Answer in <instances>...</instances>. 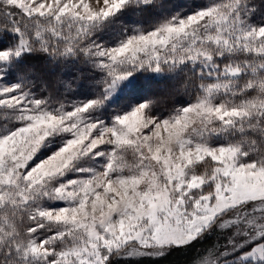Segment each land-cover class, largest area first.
Instances as JSON below:
<instances>
[{
    "label": "snow or ice",
    "instance_id": "6c2138e0",
    "mask_svg": "<svg viewBox=\"0 0 264 264\" xmlns=\"http://www.w3.org/2000/svg\"><path fill=\"white\" fill-rule=\"evenodd\" d=\"M159 3L0 0V37L12 34L0 47V120L17 122L0 135V264H123L198 243L188 264H264V19H253L264 4L207 0L114 45L95 36L123 10ZM24 53L80 65L70 79L57 76L68 89L91 67L96 95L52 108L51 92H32L49 86L42 68L15 65ZM180 69L168 95L108 123L93 118L135 73ZM169 104L167 115L154 112ZM61 134L71 138L34 162ZM85 157L106 159L60 179Z\"/></svg>",
    "mask_w": 264,
    "mask_h": 264
},
{
    "label": "trees",
    "instance_id": "16d2710c",
    "mask_svg": "<svg viewBox=\"0 0 264 264\" xmlns=\"http://www.w3.org/2000/svg\"><path fill=\"white\" fill-rule=\"evenodd\" d=\"M207 0H160L159 5L153 4L145 6L148 10L143 11L138 8L126 9L122 13L117 14L115 18L106 22L105 25L98 31L95 36L104 40L109 45L116 44L124 36L131 34L134 29L143 28L145 31L151 30L152 26L164 17H170L176 13L181 15L190 14L192 11L206 4ZM254 2L264 4V0H254ZM253 19L261 21L264 19V8L258 9ZM12 34L0 37V47H4L8 43V39ZM15 65L18 67H31L33 65L40 66L44 77L49 81V86L44 89L42 85H36L32 88V92L38 97H47L51 92V99L53 103L50 105L52 108L58 106L56 101H62L68 110L74 106V102L82 101L92 98L98 91V86L92 83L93 80L99 78V73L91 67L83 68L82 70L89 73L87 80H82L79 85L68 89L65 85L55 83L57 76L64 79H70L67 75L69 72H75L81 66L71 61L52 63L50 58L44 53H24V55L15 60ZM184 79L183 69L177 70L175 73H154V72H137L132 77H129L120 88L116 96L108 100L106 104L96 112L92 113L94 119H102L106 123L111 122L114 114L120 113L130 108L133 104H138L151 96H164L168 95L171 89L176 85L177 81ZM19 82V74H14L7 79V83ZM189 102V98L185 95H176L175 103L183 104ZM171 104L165 105L162 108L154 109V112H160L162 115H167L168 108ZM4 109L0 107V112ZM11 111V110H9ZM17 122L6 118L0 120V135L16 126ZM70 134H61L53 136L45 142L42 149L36 155L35 161L49 156L56 149L61 147L66 139H69ZM220 140H213V143H220ZM110 148V146H105ZM89 158V157H88ZM87 158V159H88ZM87 159H81L80 169L84 164H88ZM34 161V162H35ZM92 165L100 166L105 162L104 157L89 159ZM85 172L79 171L78 173L67 172L63 179H70L73 177L83 176ZM47 205V203H46ZM201 246L199 243L190 250L175 249L167 256L161 257L158 260L150 258L131 259L124 261L123 264H188V260L195 247ZM229 264H237V262L229 260ZM249 264V262H245Z\"/></svg>",
    "mask_w": 264,
    "mask_h": 264
},
{
    "label": "rangeland",
    "instance_id": "374dc122",
    "mask_svg": "<svg viewBox=\"0 0 264 264\" xmlns=\"http://www.w3.org/2000/svg\"><path fill=\"white\" fill-rule=\"evenodd\" d=\"M125 82V81H124ZM123 82V83H124ZM122 83V84H123ZM121 84V85H122ZM121 85L119 86V88H118V90L117 91H115L113 94H112V96L109 98V100H111V99H113L115 96H116V94L120 91V88H121ZM66 141V140H65ZM65 141H64V143H65ZM63 143V144H64ZM60 148V147H59ZM42 149V148H41ZM40 149V150H41ZM57 150V149H56ZM55 150V151H56ZM54 151V152H55ZM53 152V153H54ZM53 153H51V154H53ZM38 154V153H37ZM50 154V155H51ZM49 155V156H50ZM48 157V156H47ZM45 158V157H44ZM44 158H41V159H38V160H36L35 162H39V161H41V160H43ZM88 157H85V159H87ZM90 159V157L87 159V163L88 164H84L83 166H81V168H88V167H96V165L95 166H93L92 164V161H88ZM92 160H93V158H91ZM106 159V158H105ZM80 160H78V161H76L75 162V166L72 168V169H70L68 172H72V173H78L79 172V168L77 167L78 165H80V162H79ZM103 163L104 162H102L101 164H100V166H97L96 168H100V167H103ZM86 175H90V173H88V172H85L84 173V175L83 176H86ZM78 177H82V176H78ZM78 177H73V178H70V179H74V178H78ZM62 181L63 180H69V179H63V177H61L60 178ZM46 203H47V205H46ZM44 204H45V206H47V207H62V206H64L65 205V202L64 201H59V200H45L44 201Z\"/></svg>",
    "mask_w": 264,
    "mask_h": 264
}]
</instances>
